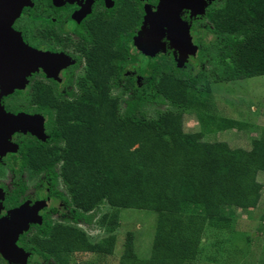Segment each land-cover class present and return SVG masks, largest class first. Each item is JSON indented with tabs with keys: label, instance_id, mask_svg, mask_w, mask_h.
I'll list each match as a JSON object with an SVG mask.
<instances>
[{
	"label": "trees",
	"instance_id": "16d2710c",
	"mask_svg": "<svg viewBox=\"0 0 264 264\" xmlns=\"http://www.w3.org/2000/svg\"><path fill=\"white\" fill-rule=\"evenodd\" d=\"M226 5H209L207 28L194 29L196 63L199 68L208 65V71L194 77L192 66L176 73L168 61L153 63L151 76L141 88L131 89L132 79L113 85L129 94L119 101L111 96L112 85L103 77L96 92L77 104L54 106L63 120L48 133L50 140L65 143L59 152L39 146L21 149L32 170H42L49 181L56 177L53 164L62 162L59 175L71 204L82 211L85 226H93L103 204L115 210L109 215L112 219L122 209L157 213L151 255L138 258L127 234L119 264H187L199 253L206 226L231 228L233 209L258 207L262 186L253 170L264 168V127L251 138L249 151L200 141L207 133L204 129L194 135L184 132L185 113L196 114L198 106L193 100L195 108H190V88H207V99L211 83L264 76V0H226ZM31 96L41 108L51 109L48 90L35 88ZM215 117L208 112L206 120ZM226 121V129H246L241 121ZM259 211L264 227V203ZM107 218L103 214L99 222ZM106 231L108 236L92 243L82 230L47 229L43 238H27L30 243L24 246L40 248L39 254L53 251L59 255L58 264H69L62 251L112 255L116 237L112 227ZM35 240L41 243L35 245ZM186 245L189 252L184 256L181 247Z\"/></svg>",
	"mask_w": 264,
	"mask_h": 264
},
{
	"label": "flooded vegetation",
	"instance_id": "af4514ba",
	"mask_svg": "<svg viewBox=\"0 0 264 264\" xmlns=\"http://www.w3.org/2000/svg\"><path fill=\"white\" fill-rule=\"evenodd\" d=\"M29 1L30 5L23 7L13 20L10 27L12 32L28 47L61 56L65 61L55 75L48 76L42 70L32 73L26 78L24 89L7 93L0 83L1 107L14 115L25 113L40 117L44 131V139H38L30 132L18 131L5 140V144L9 142L10 146L3 154L0 153V218L7 217L9 212L17 208L29 211L33 222L28 223L16 242L17 247L27 254L25 264H58L59 255L53 251L39 254L30 245L24 246L26 242L30 243L25 240L43 238L42 234L47 229L71 228L81 231L85 226L83 213L71 204L67 190L60 186L59 182H63L59 175L62 162L53 164L56 177L49 181L42 170H32L31 163L23 159L21 149L39 146L58 151L65 143L50 140L48 133V130L59 127V120H63L57 114L55 105L77 104L81 97L96 92L103 77L112 85L111 96L127 98L128 92L124 93L122 87L113 85L132 79L130 88H141L151 76L153 57L168 56L164 61L167 62L169 59L173 61V54H177L178 59V53L170 46L167 33L160 39L164 50L160 49L153 56L145 55L136 45L137 37L148 30L146 19L150 12L156 10L159 0ZM208 5L211 4L208 2ZM180 17L190 24L188 10H183ZM195 28L190 26L194 45ZM194 57L188 60L192 61ZM35 88L48 90V105L52 106L51 109L41 108L32 99L31 93ZM32 243L37 245L41 242L35 240ZM74 253L62 251L61 257L70 262ZM2 258L8 262L2 255L0 264H6Z\"/></svg>",
	"mask_w": 264,
	"mask_h": 264
},
{
	"label": "rangeland",
	"instance_id": "374dc122",
	"mask_svg": "<svg viewBox=\"0 0 264 264\" xmlns=\"http://www.w3.org/2000/svg\"><path fill=\"white\" fill-rule=\"evenodd\" d=\"M209 3H216L218 6L224 4V8L227 6L226 0H210ZM207 24L209 23L205 15L191 17L189 28L193 25L194 28L204 31ZM197 54L198 48L194 56L196 57ZM171 56L173 61L169 59L168 62L176 73H181L190 66H192L190 70L194 77L202 71L209 70L208 65L199 68L195 57L192 61L188 60L186 64L180 66L177 54ZM165 58L168 56L153 57L151 65L166 61ZM206 89L201 86L190 88L188 95L190 101L197 100L198 106H196V114H192L193 110L190 111L191 113H185L184 132L194 135L204 129L207 133L200 141L226 143L231 150L241 148L249 151L251 138L259 135L260 129L264 127V76L230 83H211V93L207 99L204 96L207 93ZM114 93L117 94V92ZM191 106L195 108V103L192 102L190 108ZM152 109L158 111L156 107ZM159 110L161 112L165 110V107ZM208 112L211 116H216L213 121L206 120ZM198 113L201 114L198 115L199 120ZM227 118L241 121L246 129L240 131L234 127L224 128ZM227 125L231 126L229 122ZM252 125L258 129L251 127ZM253 171L255 181L262 186L258 207L233 209L235 215L231 228L218 230L206 226L199 240V253L187 264H264V227L259 222L260 205L264 203V168ZM59 183L63 189L67 190L65 183L62 181ZM66 193L68 197V190ZM98 210L93 226H84L81 230L89 241L97 243L108 236L106 229L112 227L116 237L113 254L74 253L69 264H119L127 234L131 235V242L138 258L147 259L151 255L157 213L151 210L122 209L118 210L116 219H112L109 215L113 214L114 209L103 204ZM103 214H108V218L101 224L99 221ZM39 250L40 248L37 249ZM181 252L184 253L180 254L187 256L189 246L181 247ZM0 256L2 257L1 252ZM2 261H4L3 258Z\"/></svg>",
	"mask_w": 264,
	"mask_h": 264
},
{
	"label": "water",
	"instance_id": "95a60500",
	"mask_svg": "<svg viewBox=\"0 0 264 264\" xmlns=\"http://www.w3.org/2000/svg\"><path fill=\"white\" fill-rule=\"evenodd\" d=\"M210 0H159L154 12H150L146 21L149 25L144 34L136 39V45L145 55L153 56L164 45L160 39L167 33L170 46L178 53V63L184 65L189 57L194 56L197 47L192 42L189 25L180 17L183 10H188L191 17L205 15ZM30 5L29 0H0V79L3 90L11 93L15 89H24L26 78L39 70L48 76L55 75L64 65L61 56L28 47L11 30L13 20L21 9ZM5 81V82H3ZM30 132L44 139L42 119L25 113L16 115L6 112L0 105V153L7 151L10 143L5 140L14 132ZM9 151V148H8ZM1 199V192H0ZM1 209V206H0ZM30 212L17 208L0 218V252L9 264H25L26 253L16 245L17 239L33 222Z\"/></svg>",
	"mask_w": 264,
	"mask_h": 264
}]
</instances>
